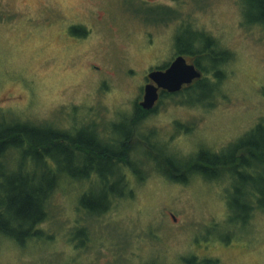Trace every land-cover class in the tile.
<instances>
[{
    "label": "rangeland",
    "instance_id": "rangeland-1",
    "mask_svg": "<svg viewBox=\"0 0 264 264\" xmlns=\"http://www.w3.org/2000/svg\"><path fill=\"white\" fill-rule=\"evenodd\" d=\"M175 1L0 0V113L79 132L89 118L107 130L124 124L143 101L148 74L173 61L183 32L200 29L234 55L227 78L212 108L162 100L145 123L152 147L165 143L172 158H196L264 128V30L246 24L257 19L256 0ZM148 168L144 182H133L134 199L101 215L80 205L82 190H99L95 177L94 187L63 183L42 227L49 235L26 245L1 235L0 264H185L194 255L264 264V211L237 226L228 183L197 177L183 186Z\"/></svg>",
    "mask_w": 264,
    "mask_h": 264
},
{
    "label": "trees",
    "instance_id": "trees-1",
    "mask_svg": "<svg viewBox=\"0 0 264 264\" xmlns=\"http://www.w3.org/2000/svg\"><path fill=\"white\" fill-rule=\"evenodd\" d=\"M256 3L257 19L246 24L252 23L264 30V0ZM87 35L85 31L83 36ZM178 38L176 54L189 57L203 78L182 93H164L160 102L179 97L183 106L214 107L221 84L227 78L224 67L232 62L234 55L200 29L189 34L183 32ZM155 112H147L136 103V115L131 119L127 116L121 122L124 124L107 130L89 118V122L82 121L80 132L77 128L30 127L0 113V236L26 245L30 240L49 235L42 227L50 218L52 198L65 182L76 181L94 187L95 177L99 190H82L80 205L84 213L104 214L115 202L134 199L133 182H144L143 170L148 167L153 173L183 186L197 177L228 183L226 201L231 222L247 227L255 215L264 211V128L258 126L257 131L221 152L201 149L196 158H172L169 144L157 142L152 147L149 142L156 136L147 134L145 123ZM135 138L139 142H133ZM146 147L148 151H144ZM138 151L156 158H143V161L132 158ZM20 153L25 158L17 164L19 158L13 157ZM31 166V175H27ZM185 264L220 262L194 255Z\"/></svg>",
    "mask_w": 264,
    "mask_h": 264
},
{
    "label": "water",
    "instance_id": "water-1",
    "mask_svg": "<svg viewBox=\"0 0 264 264\" xmlns=\"http://www.w3.org/2000/svg\"><path fill=\"white\" fill-rule=\"evenodd\" d=\"M157 1V0H155ZM203 73L194 65H189L183 56L178 57L166 71H154L149 75L155 85H148L144 90V100L141 107L147 111L154 109L160 99V90L175 94L184 86L192 85L201 80Z\"/></svg>",
    "mask_w": 264,
    "mask_h": 264
},
{
    "label": "flooded vegetation",
    "instance_id": "flooded-vegetation-1",
    "mask_svg": "<svg viewBox=\"0 0 264 264\" xmlns=\"http://www.w3.org/2000/svg\"><path fill=\"white\" fill-rule=\"evenodd\" d=\"M86 32L88 33V31H87V29H86ZM84 38L86 37V36H83ZM180 56H183V55H177L176 53L174 54V56H173V61H171V62H169V64L168 65H166L165 67H162V68H155L154 70H152L149 74H148V76H147V79H146V85L144 86V90H145V87L146 86H148V85H155L151 80H150V78H149V75L152 73V72H154V71H166V70H168L169 68H170V66L172 65V63L178 58V57H180ZM183 57H185L186 59H187V63L189 64V65H194V66H196L195 64H194V62H192L190 59H189V57H186V56H183ZM197 68V67H196ZM198 69V68H197ZM203 78V77H202ZM199 80H197V81H195L192 85H186V86H184V88H183V90L182 91H180V92H178V93H175V94H171V93H168L167 91H164V90H160V92H159V94H160V99H161V96L164 94V93H167V94H169V95H176V94H179V93H182L183 91H185V90H187V89H189V88H191V87H193V86H195L196 85V83L198 82ZM145 94V93H144ZM160 99H159V101H158V103H157V105H156V107L154 108V109H152V110H150V111H147V112H153V110H155L156 111V109H157V107H158V105H159V102H160ZM143 100H144V97H143ZM139 104V106L141 107V103H138ZM142 108V107H141ZM145 110V109H144ZM152 115H156V112L154 113V114H152Z\"/></svg>",
    "mask_w": 264,
    "mask_h": 264
}]
</instances>
